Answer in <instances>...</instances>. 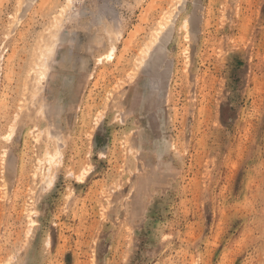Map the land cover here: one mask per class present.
<instances>
[{
  "label": "rangeland",
  "instance_id": "rangeland-1",
  "mask_svg": "<svg viewBox=\"0 0 264 264\" xmlns=\"http://www.w3.org/2000/svg\"><path fill=\"white\" fill-rule=\"evenodd\" d=\"M0 264H264V0H0Z\"/></svg>",
  "mask_w": 264,
  "mask_h": 264
}]
</instances>
